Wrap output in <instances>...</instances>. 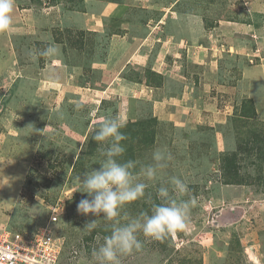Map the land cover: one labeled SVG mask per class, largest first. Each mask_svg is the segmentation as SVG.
Here are the masks:
<instances>
[{"label": "rangeland", "instance_id": "rangeland-1", "mask_svg": "<svg viewBox=\"0 0 264 264\" xmlns=\"http://www.w3.org/2000/svg\"><path fill=\"white\" fill-rule=\"evenodd\" d=\"M99 2L113 18H97ZM53 43L57 57L32 59ZM117 75L123 94L108 92ZM103 115L137 131L122 142L135 172L156 151L172 157L154 179L138 178L149 187L121 223L151 214L173 176L190 189L177 199L196 198L186 230L138 234L142 249L121 264H264V0H15L0 33V233L49 224L62 264H95L111 222L83 231L96 217L77 211L89 198L77 177L104 159L89 144Z\"/></svg>", "mask_w": 264, "mask_h": 264}, {"label": "clouds", "instance_id": "clouds-1", "mask_svg": "<svg viewBox=\"0 0 264 264\" xmlns=\"http://www.w3.org/2000/svg\"><path fill=\"white\" fill-rule=\"evenodd\" d=\"M14 4L15 0H0V33L7 32L13 25ZM59 51V47L53 43L30 55L33 60H37L39 57H56ZM99 119L101 123L92 139L104 159L99 168H91L77 177L78 191L89 197L79 201L77 211L85 216L91 214L96 217L86 223L83 230L86 232L97 227L98 219L111 222L110 235L103 238V244L93 249L95 264H121L122 256L142 249L138 234H142L145 239L163 241L186 230L196 198L177 199L190 193V189L182 179L173 176L168 182L171 192L169 186L161 185L157 189L159 203L151 202V197H148L151 214L141 211L135 217H123L127 222L121 223L118 219L121 209L143 199L149 187L138 178L154 179L157 171L166 167L165 159L170 160L172 157L170 154L165 157L162 152L156 151L153 154L154 163L142 165L139 172H135L136 161L122 160L126 152L122 142L128 139L121 131L126 126L123 120L118 115H103Z\"/></svg>", "mask_w": 264, "mask_h": 264}, {"label": "built area", "instance_id": "built-area-1", "mask_svg": "<svg viewBox=\"0 0 264 264\" xmlns=\"http://www.w3.org/2000/svg\"><path fill=\"white\" fill-rule=\"evenodd\" d=\"M52 210L50 222H57ZM32 236L3 231L0 233V264H61L62 243L48 228Z\"/></svg>", "mask_w": 264, "mask_h": 264}, {"label": "crops", "instance_id": "crops-1", "mask_svg": "<svg viewBox=\"0 0 264 264\" xmlns=\"http://www.w3.org/2000/svg\"><path fill=\"white\" fill-rule=\"evenodd\" d=\"M109 4H111V2H108V3H106V4H102L101 2H99V6L101 7V12L100 13H98L99 14V17H97L98 19H100V18H105V19H110V18H113V17H110L109 15H110V13H111V11L108 9V7H109ZM115 8H116V10H118L119 11V13L121 14V12H122V9H121V7H120V4L119 5H115ZM121 11V12H120ZM69 15H72L71 13H68ZM68 15V16H69ZM105 19H104V21H94L96 24H97V26L99 27V26H101V25H105V26H107V23L105 22ZM84 23V22H83ZM90 25H91V23H89V24H87V25H82L81 23L80 24H78V27L79 28H87V27H90ZM57 57V56H56ZM59 59L60 58H57V59H55L53 62H55L54 64L56 65L57 64V62L59 61ZM65 63V62H64ZM65 67V65L63 66V68ZM63 70V69H62ZM79 75V73H77V75L76 76H78ZM119 75V74H118ZM118 75H117V77H115V78H113L112 80H111V82H110V84L107 86V88H108V92L110 91V90H112V89H116V90H118L117 92H119L120 94H123V90L121 89L122 87L124 88L125 87V89H127V90H129V85L127 84V83H124V82H122V80H120L119 79V77H118ZM75 76V77H76ZM117 84H120V87L119 88H114ZM79 88H81V87H79ZM82 89H84V88H82ZM128 92V91H127ZM119 93H117V94H119Z\"/></svg>", "mask_w": 264, "mask_h": 264}, {"label": "trees", "instance_id": "trees-1", "mask_svg": "<svg viewBox=\"0 0 264 264\" xmlns=\"http://www.w3.org/2000/svg\"><path fill=\"white\" fill-rule=\"evenodd\" d=\"M40 2H41V1H40ZM136 124H138V123H135V126H136ZM128 128H129V127H126V128H125V130L123 131L124 134H125L127 131H128L127 133H131V134L137 132V131H133V130H128ZM145 128H146L145 124H144L142 121H140V126H139L138 128H136V130H137V129L141 130V131H142V134H141L140 136H141V137L146 136V138H148V139L150 140L149 135H152L153 132L150 131V133H148V130H146ZM150 128H151V126H149V130H150ZM134 129H135V127H134ZM94 134H95V133L92 134V136H91V142H89L90 147H93V145H94V142H92V137L94 136ZM132 135H134V134H132ZM92 144H93V145H92ZM231 165H234V163L231 162ZM74 166H75V165H74ZM230 173L233 174V175H235V176H237V174H238V168H237L236 166H234V167L231 169V171L229 172V176H230Z\"/></svg>", "mask_w": 264, "mask_h": 264}]
</instances>
